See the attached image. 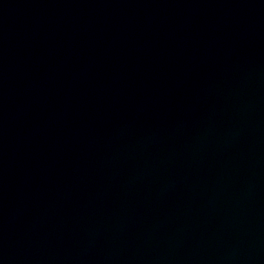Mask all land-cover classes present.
<instances>
[{"label": "water", "instance_id": "95a60500", "mask_svg": "<svg viewBox=\"0 0 264 264\" xmlns=\"http://www.w3.org/2000/svg\"><path fill=\"white\" fill-rule=\"evenodd\" d=\"M160 264H264V163Z\"/></svg>", "mask_w": 264, "mask_h": 264}]
</instances>
